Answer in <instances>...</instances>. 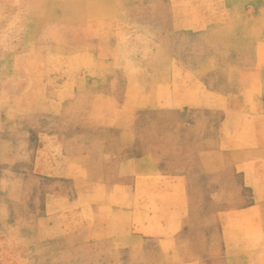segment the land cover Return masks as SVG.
Returning a JSON list of instances; mask_svg holds the SVG:
<instances>
[{"label":"rangeland","instance_id":"374dc122","mask_svg":"<svg viewBox=\"0 0 264 264\" xmlns=\"http://www.w3.org/2000/svg\"><path fill=\"white\" fill-rule=\"evenodd\" d=\"M0 264H264V0H0Z\"/></svg>","mask_w":264,"mask_h":264},{"label":"crops","instance_id":"0c3cea01","mask_svg":"<svg viewBox=\"0 0 264 264\" xmlns=\"http://www.w3.org/2000/svg\"><path fill=\"white\" fill-rule=\"evenodd\" d=\"M223 207H224V204H223ZM223 207H222V208H223ZM222 208H221L220 210L224 211L225 214H228L227 211H231V210H232L231 207H229V208L227 207V208H223V209H222ZM227 224H228V222H226V225H227ZM226 225H225V226H226ZM224 241L227 242V240H224ZM223 250H224V252H228V248H227L226 246L224 247ZM245 256H246V255H245ZM251 256H254V255H251ZM211 257H213V258H220V256H215V254L212 255ZM225 257H228V255H225Z\"/></svg>","mask_w":264,"mask_h":264}]
</instances>
